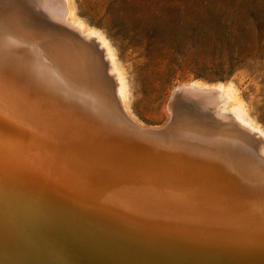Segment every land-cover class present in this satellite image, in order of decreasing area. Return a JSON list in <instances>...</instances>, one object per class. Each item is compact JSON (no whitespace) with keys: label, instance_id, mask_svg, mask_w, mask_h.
Listing matches in <instances>:
<instances>
[{"label":"bare ground","instance_id":"bare-ground-1","mask_svg":"<svg viewBox=\"0 0 264 264\" xmlns=\"http://www.w3.org/2000/svg\"><path fill=\"white\" fill-rule=\"evenodd\" d=\"M123 71L71 0L0 1V264H264V127L235 87L185 82L210 117L155 127Z\"/></svg>","mask_w":264,"mask_h":264},{"label":"rangeland","instance_id":"rangeland-1","mask_svg":"<svg viewBox=\"0 0 264 264\" xmlns=\"http://www.w3.org/2000/svg\"><path fill=\"white\" fill-rule=\"evenodd\" d=\"M71 1L115 47L129 106L147 125L162 127L185 113L208 119L209 110L181 92L197 79L233 85L264 127V0Z\"/></svg>","mask_w":264,"mask_h":264},{"label":"water","instance_id":"water-1","mask_svg":"<svg viewBox=\"0 0 264 264\" xmlns=\"http://www.w3.org/2000/svg\"><path fill=\"white\" fill-rule=\"evenodd\" d=\"M174 93H175V92H174ZM174 93H173V94H174Z\"/></svg>","mask_w":264,"mask_h":264}]
</instances>
